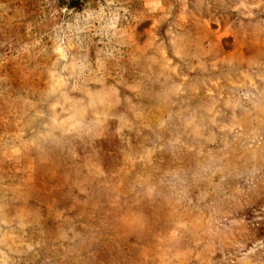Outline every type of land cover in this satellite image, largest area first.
Returning a JSON list of instances; mask_svg holds the SVG:
<instances>
[{
  "label": "rangeland",
  "instance_id": "374dc122",
  "mask_svg": "<svg viewBox=\"0 0 264 264\" xmlns=\"http://www.w3.org/2000/svg\"><path fill=\"white\" fill-rule=\"evenodd\" d=\"M0 264H264V0H0Z\"/></svg>",
  "mask_w": 264,
  "mask_h": 264
}]
</instances>
